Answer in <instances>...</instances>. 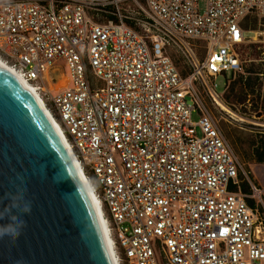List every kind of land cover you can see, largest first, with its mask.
<instances>
[{"label": "built area", "instance_id": "1", "mask_svg": "<svg viewBox=\"0 0 264 264\" xmlns=\"http://www.w3.org/2000/svg\"><path fill=\"white\" fill-rule=\"evenodd\" d=\"M199 1L0 0V58L65 133L118 264H264L262 190L203 95L217 108L216 77L245 74L237 48L250 18L264 42V0ZM184 44L205 51L199 64L181 56L185 76L169 48Z\"/></svg>", "mask_w": 264, "mask_h": 264}, {"label": "water", "instance_id": "2", "mask_svg": "<svg viewBox=\"0 0 264 264\" xmlns=\"http://www.w3.org/2000/svg\"><path fill=\"white\" fill-rule=\"evenodd\" d=\"M0 264H116L66 143L1 61Z\"/></svg>", "mask_w": 264, "mask_h": 264}, {"label": "rangeland", "instance_id": "3", "mask_svg": "<svg viewBox=\"0 0 264 264\" xmlns=\"http://www.w3.org/2000/svg\"><path fill=\"white\" fill-rule=\"evenodd\" d=\"M123 8H127L128 11L129 10L132 11V12L124 11L126 14L130 16H134L141 21L146 20L145 18L141 17L144 15L143 12L139 11L137 7L135 8L133 4L128 5V3H126L123 5ZM199 8L201 11L206 10L207 0H200ZM138 12L140 13V15L138 14ZM105 19L106 17L100 18L101 21H105ZM245 23L251 25L250 28L251 32H249L248 35L252 36V42L251 41L246 42L245 45L251 44L253 42L264 44L263 42H261L262 26L260 25L259 20L257 18H250L247 19ZM254 37L256 39L253 41ZM169 48L175 49L177 51V54H179L178 55L179 58H181V56L187 58L185 56V54H187L189 56V61L191 60V62H193L194 64L196 63L199 64L205 57V51L201 46L200 47L197 46L196 49L194 50L190 46L184 44L182 45V49L184 50V52H182V50L179 47L175 48L172 45H170ZM262 57H264V53H262ZM181 60L183 59L181 58ZM246 60L247 61H245L244 64H249L250 60L248 58ZM56 65L57 66L54 69L53 73L57 79H61L63 77L62 66L64 65V61L59 60L56 62ZM228 76L229 73L227 75L221 74L217 76L215 79V91L219 95V97L217 98L226 107H228L227 108L228 111L226 110L224 111L219 107L215 108L210 104V100L205 92H203V95L206 101L209 103L210 107L212 108L213 114L218 122V125L222 129L227 140L230 142L234 152L239 158L241 164L243 165L244 170L249 175L251 182L262 190V194L264 197V163L258 162L255 156V150L257 148V140H259L261 134H263L264 132V114L259 113L258 110L254 109L250 104L249 105L247 104L246 107L240 105L229 106L222 100L223 92L226 87V78ZM230 111L239 114L241 116L244 115L243 113L245 112L249 115H254L256 112L257 114H255V118H253V120H248V121L245 120L239 122L237 118L231 117ZM260 114L262 115L261 117H259ZM192 119L193 120L198 119L196 113L192 115ZM242 184H245V182ZM104 208H105V213L108 216L109 214L106 206H104Z\"/></svg>", "mask_w": 264, "mask_h": 264}, {"label": "trees", "instance_id": "4", "mask_svg": "<svg viewBox=\"0 0 264 264\" xmlns=\"http://www.w3.org/2000/svg\"><path fill=\"white\" fill-rule=\"evenodd\" d=\"M245 43L238 45V53L243 62L247 61V58L250 62L244 64L245 74L239 73L225 88L222 100L229 106L241 105L246 107V100L250 96L251 106L259 113L264 114V57H262L264 44L253 42L245 45ZM172 54L182 74L187 75L189 70L186 69L185 61L181 60L174 52ZM255 156L258 162L264 163V132L257 140ZM248 188L247 183L242 187L243 191H247Z\"/></svg>", "mask_w": 264, "mask_h": 264}, {"label": "bare ground", "instance_id": "5", "mask_svg": "<svg viewBox=\"0 0 264 264\" xmlns=\"http://www.w3.org/2000/svg\"><path fill=\"white\" fill-rule=\"evenodd\" d=\"M0 61L2 62V63H4V64H6L5 62H4V60L3 59H1L0 58ZM7 65V64H6ZM7 66H9V65H7ZM10 67V66H9ZM11 68V67H10ZM12 69V68H11ZM13 70V69H12ZM14 71V70H13ZM59 71V70H58ZM15 72V71H14ZM16 73V72H15ZM17 75H18V73H16ZM19 76V75H18ZM20 77V76H19ZM21 78V77H20ZM22 79V78H21ZM23 80V79H22ZM24 81V80H23ZM24 83L26 84V86L29 88V90L31 91V93L36 97V99L40 102V104L43 106V108H44V110L46 111V113H47V115L49 116V118H50V120L52 121V123L54 124V126L56 127V129L58 130V132H59V134L61 135V137L63 138V140H64V142L66 143V145H67V147H68V149H69V151H70V153H71V155H72V157H73V159H74V162H75V164H76V166H77V168H78V170H79V172H80V174H81V176H82V179H83V181H84V183L86 184V186H87V188H88V190H89V192H90V195H91V197H92V200H93V202L95 203V206H96V209H97V211H98V214H99V216H100V219H101V222H102V225H103V228H104V231H105V233H106V237H107V240H108V243H109V246H110V248H111V252H112V254H113V256H114V259H115V262H116V264H118V262H117V259H116V255H115V252H114V249H113V245H112V239L109 237V235H108V227H107V224H106V220H105V217L103 216V210H102V208L100 207V202H99V199H98V197L96 196V194L93 192V190H92V188H91V185H90V183L88 182V179L86 178V175L84 174V172H83V170H82V168L80 167V165H79V161H78V159L75 157V155H74V153H73V150H72V148H71V145H70V143L68 142V140H67V137H66V135H65V133L63 132V130H62V128L60 127V125L58 124V122H57V120L54 118V116L51 114V112H50V110L48 109V107L45 105V103H44V101L42 100V98L40 97V95H39V93L35 90V88L33 87V86H31V85H29L28 83H26L25 81H24ZM60 84H63V82L61 81V83ZM216 104L218 105V107L220 108V109H223L224 111L226 110V111H228V107H226L217 97H216ZM230 110V109H229ZM230 113H231V117H233V118H237V120L240 122V121H245V119L241 116V115H239V114H236V113H234V112H232V111H230ZM256 123V122H255Z\"/></svg>", "mask_w": 264, "mask_h": 264}]
</instances>
